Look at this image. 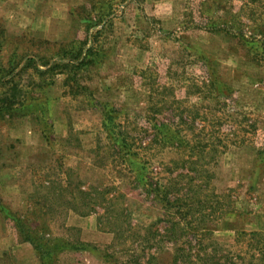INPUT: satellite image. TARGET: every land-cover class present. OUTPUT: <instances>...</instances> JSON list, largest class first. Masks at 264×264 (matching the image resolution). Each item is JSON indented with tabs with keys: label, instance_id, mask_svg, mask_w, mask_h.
Instances as JSON below:
<instances>
[{
	"label": "rangeland",
	"instance_id": "1",
	"mask_svg": "<svg viewBox=\"0 0 264 264\" xmlns=\"http://www.w3.org/2000/svg\"><path fill=\"white\" fill-rule=\"evenodd\" d=\"M262 33L264 0H0V207L43 213L52 236L99 249L52 264H172L159 196L140 179L179 173L181 186L207 169L228 194L207 241L264 233ZM10 100L31 111L10 113ZM108 129L128 135L145 169L111 155ZM90 187L126 207L122 239L69 209ZM155 228L156 249L143 241ZM0 264H40L1 211Z\"/></svg>",
	"mask_w": 264,
	"mask_h": 264
},
{
	"label": "trees",
	"instance_id": "2",
	"mask_svg": "<svg viewBox=\"0 0 264 264\" xmlns=\"http://www.w3.org/2000/svg\"><path fill=\"white\" fill-rule=\"evenodd\" d=\"M262 35L264 36V33ZM90 51V48L86 50L85 54L79 59L78 66L88 63L86 58ZM79 54L80 52L74 58L77 59ZM13 102L10 100V105L7 107L10 113L25 114L31 111L29 104L19 101ZM103 115L105 126L107 124L109 126L111 117L106 113ZM168 137L171 141L176 140L173 135ZM128 138V135L124 133L115 135L110 129L106 131L105 139L111 149V155H116L115 158L121 162L127 161L126 155H132L127 149L130 142ZM157 138L160 141L165 140L161 136ZM189 151L192 152V148H189ZM260 155H263L264 160V152H260ZM132 156L134 159L129 162V165L135 163L140 169L146 168L140 166L142 160L137 155ZM190 169L194 172V176H187V181L181 186H178V183L183 180L184 175L179 173L173 178H168V181H161V178H157L156 181L148 182L149 178L147 176L140 179L141 186L146 192H157L159 196L157 200L160 203L163 217L154 224L163 221L166 223L163 228L164 235L159 236L158 230L155 228L152 235L148 238L146 236V240L143 241L153 242L151 245L153 244L156 249L162 240L157 241L154 237L158 235L159 238H165L164 241L172 244V264H264L263 232H236L233 245L226 248L215 239L207 241L211 233L208 225L212 223L214 218L218 221L220 215L225 211L224 208L228 206V201L224 200L228 198V194H216L214 187L211 186L213 173L211 174L207 169ZM132 170L135 171V169ZM152 185H154L153 189ZM184 189L185 192H182ZM78 193H80V200L77 199V201L81 205L78 207L72 205L69 209L80 216L96 214V227L98 230H105L122 239L128 228H131L130 221L127 218L129 212L126 211V207H116L112 202L113 198L105 197L104 191L98 188L90 187L87 191L79 190ZM72 198L74 201L76 200L75 195ZM97 208H101L102 213H98ZM0 211L4 219L13 224L20 241L31 245L38 256L40 264H52L55 255L63 250L98 252L99 254L98 247L91 243L80 239L67 241L52 236L49 229L43 228L45 224L40 226L41 221L39 219L42 218L43 213L34 211L21 215L4 207H0ZM151 245H148V247ZM100 256L106 261L109 257L106 254H100ZM149 258H153L151 254Z\"/></svg>",
	"mask_w": 264,
	"mask_h": 264
},
{
	"label": "crops",
	"instance_id": "3",
	"mask_svg": "<svg viewBox=\"0 0 264 264\" xmlns=\"http://www.w3.org/2000/svg\"><path fill=\"white\" fill-rule=\"evenodd\" d=\"M80 227L84 228L83 226H80ZM94 227H95V230H96V228H97V227H96V224L94 225ZM97 230H98V229H97Z\"/></svg>",
	"mask_w": 264,
	"mask_h": 264
}]
</instances>
